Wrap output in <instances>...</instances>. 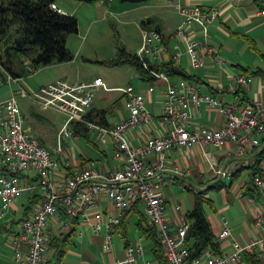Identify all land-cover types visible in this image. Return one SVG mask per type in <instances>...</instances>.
I'll use <instances>...</instances> for the list:
<instances>
[{"label": "built area", "instance_id": "1", "mask_svg": "<svg viewBox=\"0 0 264 264\" xmlns=\"http://www.w3.org/2000/svg\"><path fill=\"white\" fill-rule=\"evenodd\" d=\"M258 4L259 13L264 14V0H259ZM50 7L65 13L55 2ZM177 9L180 22L168 35L176 38L173 49L167 46V36L161 30L153 25L142 28V41L136 55L152 81L142 79L140 89L132 84L109 87L97 76L87 82L59 78L27 90L20 80L33 74L37 67L27 60L24 74L17 76L0 63L3 74L0 76L11 87L9 96L0 101V221L11 209L16 210L13 207L17 197L25 193L30 195L26 213L18 220H10L15 221L16 226H4L1 233V241L11 249L15 264L42 263L47 241L53 233L48 226L50 218L58 220L64 230L73 228L78 235H82L79 225L88 226L94 235L103 231L101 252L108 253L112 248V228L125 213L132 211L134 205H138L154 226L162 246L164 264H243V252H254L263 257L264 180L258 174L253 177V183L263 195L255 213V222L262 227L259 237L245 243L233 239L231 250L222 251V240L231 236L228 220L222 216L221 226L213 232L218 251L206 247L192 257L186 240L189 222L182 216L177 225L170 223L165 189L189 175L187 167L171 159L172 149L190 151L197 146L215 176L230 178L236 165L247 164L243 156L261 147L264 140V97L255 96L250 100L243 95L228 100L221 97L225 91L233 94L243 91L250 85L251 76L227 72L230 80L226 86L215 88V96L201 92L195 79L178 77L173 80L163 70L148 66L149 61L161 63L170 59L174 66L181 67L182 56L186 54L192 69L204 67V58L208 56L224 70L226 61L208 42V25L219 15L218 6L207 7L193 2L180 3ZM159 81L164 88L158 100L159 111L155 113L149 106L153 100L148 94L155 90ZM97 87L121 91L124 110L119 120L105 123L93 119L96 113L92 111V102ZM20 97L29 98L43 110L51 109L64 115L54 149L28 132ZM202 105L221 115L222 123L198 122L195 118ZM89 132L109 161L74 162V154L72 156L63 141L68 136L74 139L83 133L87 136ZM141 132L143 139L134 143L130 134L138 136ZM227 142L234 144L237 156L236 163L229 166L218 163L207 149V146L221 147ZM258 167L264 171V160L258 162ZM180 186L185 187L182 183ZM103 198L108 200L105 207ZM144 239L142 235L136 242H128L124 246V255L109 264H152L153 259L145 257V251L152 244L149 242L146 247Z\"/></svg>", "mask_w": 264, "mask_h": 264}, {"label": "crops", "instance_id": "2", "mask_svg": "<svg viewBox=\"0 0 264 264\" xmlns=\"http://www.w3.org/2000/svg\"><path fill=\"white\" fill-rule=\"evenodd\" d=\"M57 5H59L65 13L67 12L62 6L60 0H54ZM206 1L207 4H203L202 2ZM200 2L203 5L209 7L211 5H217L220 13L219 15L208 25V42L214 45L217 48V54L219 57L223 58L226 61L224 66V70H222L218 63L212 60L210 57L206 56L204 58L205 66L199 69H192L188 62V55L184 54L182 58L181 68L185 70V72L192 74L195 76V80H197L199 84V89L204 93H212L215 96V88L219 85L226 86L228 81V75L226 74H237V73H245L243 72L244 68H249L251 70L260 68L262 73L260 74H252V81L249 86L243 89V91H239L238 94H233L229 91H225L221 97L225 100L231 98H239V95L245 96L247 99H253L255 96L264 97V58L260 55L262 53L264 55V14L259 13V0H183V3H193ZM116 3L115 0H94L89 4H92L94 8L99 9L103 8V11H106V14L102 16H98L97 18H105L107 13L111 17H119L118 12L112 9V6ZM176 4V9L177 5ZM178 11V9H177ZM72 14V13H71ZM150 12H146L141 16L140 20L148 17ZM180 22V20H179ZM178 22V23H179ZM178 23L174 26V28L178 25ZM210 26V30H209ZM223 26V30L227 35H221V27ZM142 26L140 28L141 31V41H142ZM173 28V30H174ZM219 30V33H218ZM172 32L164 33L167 36V46L171 49L174 48L176 38L173 36H168ZM200 37V35H199ZM222 37V38H221ZM141 44V42H140ZM140 44L135 48L134 53L138 50ZM234 44H245L248 51L249 56L251 52L254 54V57L258 59L255 60L256 64L253 66L242 65L238 60L234 58H230L229 52L232 50V46ZM246 49V50H247ZM256 56V57H255ZM72 60V59H71ZM38 69V68H37ZM17 71V70H15ZM37 71V70H36ZM18 73V72H17ZM97 77V76H95ZM94 77V78H95ZM61 78H69L67 75ZM93 78V79H94ZM59 79V78H58ZM92 79V80H93ZM142 79V78H141ZM176 78H173L175 80ZM261 79V81H260ZM3 80V79H1ZM22 80V79H21ZM20 80V83L22 84ZM23 81V80H22ZM71 81H77L76 79H71ZM261 84L263 86H261ZM23 85V84H22ZM24 86V85H23ZM27 90H32V88H27ZM164 86L162 82L159 81L156 83L155 90L148 94V97L153 100V103H149V106L154 110L155 113H158L160 102L158 101L162 97V89ZM6 98V97H4ZM4 98L0 99L3 100ZM93 108H98L94 103H92ZM123 104L122 106H113L112 112H110V119L105 114L106 122H114L120 119L121 113L123 112ZM34 111V110H33ZM31 111L33 114L34 112ZM198 122H202L210 125H219L223 121V117L216 113L214 110H209L205 105H202L200 108V114L195 118ZM105 122V123H106ZM29 132V131H28ZM31 134V132H29ZM34 135V134H33ZM84 136V135H82ZM130 138L134 143H137L143 139V134L141 132L140 135L134 136L130 134ZM43 142V141H42ZM262 146L259 148H254L252 151L247 152L243 156V160L247 162L243 167L235 166L234 171H237V175L233 178H219L215 176L208 167V164L200 152L199 147H194L197 151H187V155H180L179 149H172L170 156L171 159L175 160L179 165L183 167H187L189 169V175H187L184 179H177V181L171 186L176 189V184H184L185 189L191 191L189 194V203L186 204L180 198H177L174 194H170L171 198L167 197V214L169 216V220L172 226H175L179 223L180 218L184 216L185 212L193 207L194 204V192L199 190L206 189L204 196L208 197L212 200L213 208L206 209L204 207V212L207 220L210 223L211 229L213 232L219 229L221 226V217L224 216L230 225L231 228V236L222 240L220 244V249L222 251H230L231 250V241L233 239L238 240L241 243H245L251 238L259 237L262 233L261 225H257L255 222V213L257 209H259L261 200L263 195L256 188V190H248L245 189V185L249 182V170L248 166L254 164V161L260 158L258 153L260 151L264 152V140L262 142ZM207 149L211 151L216 161L220 164L230 165L231 163H236L237 156L235 152V146L232 142H227L224 146L221 147H212L207 146ZM191 152H195L196 155L191 154ZM200 152V153H198ZM201 156V157H199ZM89 159V158H88ZM87 158L84 156L73 157L74 162L82 161L85 162L83 164L88 163ZM105 160L109 161L108 156H104V158L97 160ZM264 160L263 156L260 158ZM263 172V180H264V171ZM221 184L220 187L217 185ZM170 186V185H169ZM167 186V189L169 188ZM188 187V188H187ZM193 187V188H191ZM214 192H211V191ZM246 190V191H245ZM166 192V189H165ZM167 193V192H166ZM212 193V194H211ZM242 193V195H239ZM167 196V194H166ZM251 198V199H248ZM103 207L108 205V200L103 198ZM176 204H179V207H176ZM135 213L133 210L126 214L125 220L129 225V220L131 214ZM137 218L135 219V221ZM135 224V223H134ZM48 226L51 228V235L47 241V249L45 251V257L41 264H57L56 260V247L53 244L54 240L61 239L68 230H64L61 226L60 222L54 218H50L48 220ZM80 230H82V235H78L75 231L73 234L77 235L76 242L72 241L75 247H67L65 253L62 256V259L58 264H96L98 263V259L96 255L93 254V249H98L100 252V258L103 259L101 264H109L111 260L117 257H122L124 255V246H125V238L123 237L122 247L120 248H111L108 253L105 255L101 252V244L103 241V231L99 234H92L90 228L86 225H79ZM129 228V227H128ZM71 230V229H70ZM69 230V231H70ZM114 230L119 232V229L112 228V233ZM120 233V232H119ZM139 236H142L140 234ZM138 236V237H139ZM137 237V239H138ZM146 240V239H144ZM71 241V238H70ZM129 243H134L128 238ZM146 247H149V242L144 243ZM0 246V264H15L12 260V251L5 244ZM113 246V241H112ZM72 249V250H69ZM145 257L153 259V264H160L155 257L151 258V248H148L146 251ZM263 257L261 258L264 264V245L261 250ZM150 255V257H149ZM66 256H68L66 258Z\"/></svg>", "mask_w": 264, "mask_h": 264}, {"label": "rangeland", "instance_id": "3", "mask_svg": "<svg viewBox=\"0 0 264 264\" xmlns=\"http://www.w3.org/2000/svg\"><path fill=\"white\" fill-rule=\"evenodd\" d=\"M59 1V0H58ZM116 3L112 6L119 17H111L109 13L105 15V18H97L106 14L103 8H94L90 2L82 0H60L61 6L73 14L77 18L78 29L77 32L68 33L66 35V46L73 54L72 60L62 61L57 63H50L46 65H39L37 71L30 76L21 80L22 84L27 88L36 89L40 85L47 84L55 81L58 78L69 77L67 79H76L77 81H91L95 76H99L109 87H125L128 84H132L135 88L140 89L143 84L141 74L135 66L129 63L112 64L111 61L119 58V48L124 49L129 53H134L135 48L141 42V16L144 13L150 12L152 19V25L160 26V30L163 33L173 32L174 26L179 22L180 15L176 9L177 3H183V0H146L142 2H127L115 0ZM199 3V2H197ZM207 4L206 1L202 2ZM147 18V17H146ZM143 27V26H142ZM220 31L222 37L227 35L223 30V26ZM209 26V30H210ZM219 33V30H218ZM221 37V38H222ZM245 44H234L232 50L229 52L230 58L238 60L242 65L253 66L256 64V59L252 56L251 52L249 56ZM248 51V52H246ZM24 54L16 55L11 51V67L17 70L19 74H24V63L30 60L35 54L36 49H25ZM183 58V56H182ZM4 59V57H3ZM2 60V59H1ZM1 63V62H0ZM2 64V63H1ZM255 66V65H254ZM2 74V73H0ZM3 75V74H2ZM3 79V80H1ZM11 87L4 82V77L0 76V99L9 96ZM98 108L106 110V116L110 119V112H112L113 106L124 107V100L121 91L112 90L106 91L102 87H97L94 90L93 102ZM19 104L25 117V126L31 134L38 136L43 144L54 149L56 143V133L64 121V115L55 110H43L35 102L29 98H19ZM34 110V111H33ZM31 111L34 113L32 114ZM67 144V150L74 154L76 157L84 156L89 158V163L94 162L97 158H104V154L101 151V146L96 145L94 136L91 132L87 134V137L80 135L74 139L72 136H68L63 141ZM196 147V146H195ZM178 156L187 155L186 149H179ZM191 151H197L194 147ZM195 152H191V154ZM200 153V152H198ZM201 157V156H199ZM173 186V184H172ZM171 185L167 189V197L171 198L170 194H174L177 198L183 200L186 204L189 203L190 189L182 188L179 184H176V189ZM193 188V187H191ZM211 192H214L213 190ZM212 194V193H211ZM30 195L25 193L17 197L16 205L13 207L15 211H9L3 219L0 221V226L7 228L16 226L15 221L24 215V208L30 206L28 202ZM169 208V205H167ZM206 209L210 207L205 206ZM28 210V208H27ZM136 212L131 214L129 220V228L127 230L128 238L136 242L137 237L142 232L135 226V219L137 218ZM7 226V227H6ZM3 227L0 228V239ZM113 246L112 248L122 247L123 237L121 234L114 230L111 234ZM71 241L67 243L66 247H75L73 242H76L77 235H71ZM150 242L145 240L144 243ZM4 244L1 241L0 246ZM69 250H72L69 248ZM66 254V253H65ZM93 254L96 255L98 263L101 264L100 252L98 249H93ZM103 255L105 253L102 252ZM68 256H66L67 258ZM150 257V255H149ZM153 258V255L151 256ZM101 260V261H100ZM153 264V263H152Z\"/></svg>", "mask_w": 264, "mask_h": 264}, {"label": "trees", "instance_id": "4", "mask_svg": "<svg viewBox=\"0 0 264 264\" xmlns=\"http://www.w3.org/2000/svg\"><path fill=\"white\" fill-rule=\"evenodd\" d=\"M91 2L94 0H82ZM127 2H142L146 0H120ZM55 2L54 0H0V62L12 75H21L11 67V51L16 55L24 54L25 49L34 48L36 54L29 60L33 67L39 65H46L50 63H57L62 61H68L73 58V54L66 46V35L68 33L77 32L78 22L77 18L73 14L60 13L50 7V4ZM152 19L147 17L141 20L143 27L152 25ZM158 30L160 26L153 25ZM168 48V47H167ZM119 58L111 61L112 64L129 63L136 67L141 74L142 79L152 81V77L147 76V70L143 67L139 57L136 53L127 52L124 47L119 48ZM261 56L264 55L260 53ZM4 57V59H3ZM2 59V60H1ZM148 66L153 69L163 70L168 76L172 78H186L195 79V76L185 72V70L179 66H174L172 61L156 63L148 62ZM247 75H256L262 73L260 68L251 70L249 68L243 69ZM96 116L93 117L97 122H106V110L93 108ZM90 111V113L92 112ZM89 113V115H90ZM85 137L86 134L83 133ZM263 151H260L258 155L263 156ZM259 157L255 163L248 166L249 170V182L245 185V189L249 188L253 191L256 190V185L253 183V177L258 174L263 179V172L258 167V162L261 160ZM85 161L82 160L81 163ZM237 171H234L230 178L237 175ZM221 184L217 185L220 187ZM188 188V187H187ZM245 190V191H246ZM206 189L194 192V204L193 207L187 210L184 214L185 218L189 222V226L186 232V240L190 246V256L199 255L206 247H211L218 251V245L214 242V235L211 229L210 223L206 218L204 207L208 206L213 208L212 200L204 196ZM28 206L24 208V214L27 211ZM132 210L136 212L137 220L135 226L142 232V235L146 240L151 242V253L153 257L160 264H164L163 250L160 242L155 235L154 226L148 222L139 209L138 205H134ZM125 215L121 221L115 225V228L119 229L122 237L125 238V245L128 243V223L125 220ZM3 226H0L2 228ZM74 233L72 228L61 239L54 240L53 244L56 247V260L59 263L63 254L66 251V245L70 242V237ZM1 244V239H0ZM243 264H263L260 257L254 252H243L242 254ZM57 263V264H58Z\"/></svg>", "mask_w": 264, "mask_h": 264}]
</instances>
